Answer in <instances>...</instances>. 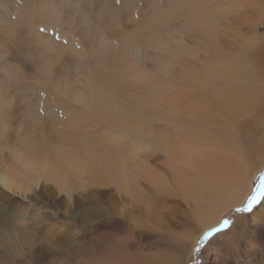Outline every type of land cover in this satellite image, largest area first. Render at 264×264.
Returning <instances> with one entry per match:
<instances>
[{
  "label": "rangeland",
  "instance_id": "rangeland-1",
  "mask_svg": "<svg viewBox=\"0 0 264 264\" xmlns=\"http://www.w3.org/2000/svg\"><path fill=\"white\" fill-rule=\"evenodd\" d=\"M160 2L169 5L171 0ZM234 7L227 0L220 4L219 10L224 11L225 18L217 23L210 36L217 51L227 58L224 62L233 60L232 66L243 63L245 40L256 47H264V0H257L256 9L243 6L236 11ZM21 8L23 0H0V264H131L136 257L151 252V255L160 253L159 261L162 259L167 264H264V194L258 196L250 210H243L258 189L264 192L261 175L264 156L259 152L248 166V184L246 182L243 193L234 206L226 207V200H234L235 194L215 204L205 200L201 204V197H193L191 189L187 191L170 184L165 177L167 172L164 170V174L152 161L149 163L166 184L157 188L155 183L141 177L140 197L135 200L130 193L119 192L114 183L102 180L91 160H81L79 163L85 165L84 169L63 176L51 157L41 155L40 151L35 157L31 150L27 151L34 146L31 138L44 135L55 154L65 153L61 138L78 128L93 137L81 141L88 155L96 154L92 144L88 145L89 141L98 147L100 141L116 142L127 154L141 160L146 159L150 146L146 140L128 134L120 106L112 110V125L98 123L93 115L85 118L83 126L79 125L81 106L60 96L52 85L51 78L55 79L52 67L61 57L55 58L47 71L51 78L42 76L41 62L32 60L28 48L15 42L16 32L22 30L18 24ZM138 8L147 11L144 0H138ZM59 11L60 25L49 24L48 19L38 13L31 18L34 31L25 33L29 46L37 51L50 40L68 45L69 36L58 32L69 28L77 47L83 51L90 49L83 33L88 30L91 37V25H84L80 32L72 24L75 20V17L70 18L72 11L65 7ZM233 14L239 18H233ZM177 15L172 20L159 16L161 31L159 35L150 31L149 39L166 41V36L171 34L187 51L200 46L203 43L200 35L207 34L208 30L200 26V35H192L186 30L189 14ZM132 29L131 26L113 25L106 39L122 52L127 66L135 71L133 75L149 85L164 72L171 74L177 59L188 56L182 50L173 57L169 49L158 51L149 42L142 45L119 43V33ZM136 48L139 61L131 57V51ZM47 56L51 57L52 51L47 52ZM75 74L71 81L74 88L79 89L83 80L79 72ZM124 82L125 91H131L127 83L132 82L134 85L139 82L138 86L143 88L141 81L131 77H126ZM142 90L135 92L143 96ZM49 111H54L58 118H50ZM34 113L39 122H33ZM159 126L160 122L155 127ZM235 138L242 139V136L235 134ZM260 139L261 136L254 137L256 142ZM69 159L66 156L65 160ZM200 204L204 212L196 215ZM224 221L228 223L224 225ZM212 229L217 230L206 235Z\"/></svg>",
  "mask_w": 264,
  "mask_h": 264
},
{
  "label": "bare ground",
  "instance_id": "bare-ground-1",
  "mask_svg": "<svg viewBox=\"0 0 264 264\" xmlns=\"http://www.w3.org/2000/svg\"><path fill=\"white\" fill-rule=\"evenodd\" d=\"M224 1L185 3L171 0L169 5H163L160 0H144L147 11L143 12L138 8V0H41L37 3L23 0V8L18 12V24L22 30L16 32L15 42L28 48L32 60L41 62L42 76L50 77L47 71L54 59L61 57L59 63L52 67L55 79L50 78L60 96H66L81 106L79 125L85 124L88 115H93L92 118L98 123L112 125V110L120 106L128 134L146 140L150 146L146 159L141 160L127 154L126 149L116 142L100 141L98 147L89 141L88 145L92 144L96 154L88 155L85 152L87 147L81 141L93 137L78 128L61 138L67 150L65 153L58 151L55 154L50 140L44 135L33 136L31 144L34 146L28 147L27 151L31 150V155L35 157L40 155L39 151L41 155L51 157L63 176L84 169L85 165L79 163L81 160H91L102 180L105 178L114 183L119 192L130 193L129 196L135 200L140 197L141 177L155 183L157 188L166 184L163 176L149 163L152 161L160 170L163 169L164 174L167 172L165 177L169 178L170 184L187 191L191 189L193 197H201V204L204 200L215 204L235 194L234 200L229 198L225 202L226 207L234 206L246 182L248 184L250 162L258 152L264 156V148L261 149L264 146V47H256L245 40L242 45L243 63L232 66L233 60L224 62L227 58L217 51L210 37L217 23L225 18L224 11L219 10ZM227 1L235 6L236 11L243 6L257 8V0ZM64 7L72 11L70 18L75 17L72 24L80 32L84 25H91L93 35L89 37L88 30L83 33L84 42L91 45L90 49L83 51L78 48L68 28L67 31L58 32L69 36L71 41L68 45L50 40L34 51L25 38L26 32L34 31L31 18L38 13L40 17L48 19L49 24L60 25L62 16L59 10ZM179 13L189 14L186 30L192 35H200V26L208 30L207 34L200 35L203 40L200 46L190 47L187 51L171 34L166 36V41L149 39L150 31L157 35L161 31L159 16L164 15L167 20H172ZM233 18L239 17L233 14ZM113 25L133 28L130 32L119 33L121 44L142 45L149 42L158 51L169 49L173 57L182 50L188 56L177 59L179 61H176L171 74L164 72L149 85L133 75L135 71L127 66L122 52L115 43L107 41L106 34ZM50 51L51 57L47 56ZM131 57L139 61L138 48L131 51ZM158 63H161L160 59ZM63 70L65 72L61 73ZM77 72L83 80L79 89L74 88L71 81ZM126 77L142 82L143 96L135 92L142 90L139 82L137 85L127 83L131 91L122 88ZM48 115L52 119L58 118L54 111H49ZM39 121L34 113L33 122ZM159 122L160 126L155 127ZM235 134L242 136V139L235 138ZM257 136L262 137L260 142L254 140ZM66 156L70 159L65 160ZM241 177L243 181H240ZM97 179L102 182L98 176ZM201 204L196 215L204 212ZM151 253L136 257L134 264H167L162 259L159 261L162 258L160 253Z\"/></svg>",
  "mask_w": 264,
  "mask_h": 264
},
{
  "label": "snow or ice",
  "instance_id": "snow-or-ice-1",
  "mask_svg": "<svg viewBox=\"0 0 264 264\" xmlns=\"http://www.w3.org/2000/svg\"><path fill=\"white\" fill-rule=\"evenodd\" d=\"M262 177H264V173L261 174ZM264 194V192H261V190H257V194L251 196L248 200V206L245 207L243 210L244 211H248L250 210V207L253 203H255L258 200V196ZM228 223V221H224V225H226ZM217 229H212L209 233H207L206 235H210L212 231H216Z\"/></svg>",
  "mask_w": 264,
  "mask_h": 264
}]
</instances>
